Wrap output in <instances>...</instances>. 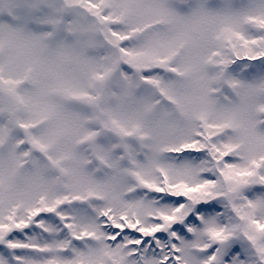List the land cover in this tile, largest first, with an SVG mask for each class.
<instances>
[{
    "label": "snow or ice",
    "instance_id": "1",
    "mask_svg": "<svg viewBox=\"0 0 264 264\" xmlns=\"http://www.w3.org/2000/svg\"><path fill=\"white\" fill-rule=\"evenodd\" d=\"M0 264H264V0H0Z\"/></svg>",
    "mask_w": 264,
    "mask_h": 264
}]
</instances>
